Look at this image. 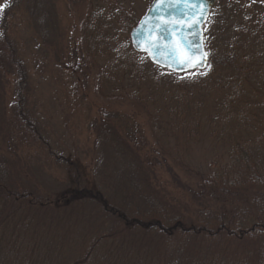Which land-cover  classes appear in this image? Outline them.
Listing matches in <instances>:
<instances>
[{"label":"rangeland","instance_id":"1","mask_svg":"<svg viewBox=\"0 0 264 264\" xmlns=\"http://www.w3.org/2000/svg\"><path fill=\"white\" fill-rule=\"evenodd\" d=\"M8 1L0 0V7ZM151 2L32 0L17 10L9 35L27 68L28 111L36 130L27 131L14 117L15 89L6 77L0 89V177L7 183L54 201L70 187L68 165L56 162L60 158L85 165L96 188L110 185L132 195L147 172L114 174L124 167L115 163L112 170L124 143L129 155L134 150L139 158L167 159L176 178L156 165L154 175L148 173L153 187L178 205L194 207L189 190L197 180L210 179L218 169L231 176L244 153L264 154V0H216L211 7L203 28L211 53L208 72L203 89L190 90L188 119L174 114L175 104L162 105L150 83L128 70L141 67L126 56L133 52L129 34ZM110 129V137L101 134ZM101 159L106 161L99 170ZM80 228L77 223L74 232ZM49 233L62 236L54 228ZM44 252L52 254V248Z\"/></svg>","mask_w":264,"mask_h":264},{"label":"trees","instance_id":"2","mask_svg":"<svg viewBox=\"0 0 264 264\" xmlns=\"http://www.w3.org/2000/svg\"><path fill=\"white\" fill-rule=\"evenodd\" d=\"M30 2L9 0L0 7V89L8 84L6 77L11 76L9 83L15 89L10 103L13 115L33 133L36 123L28 111V72L9 35L10 20ZM81 2L84 0H78ZM31 13L34 10L29 16ZM126 56L141 66L130 67V75L139 74L150 83L152 94L159 95L162 105L175 104L174 114L188 119L192 112L188 104L190 90L203 89L208 69L177 74L151 65L144 54L128 50ZM210 56L208 52V60ZM178 87L185 90L187 97L179 94ZM111 131L101 134L110 137ZM123 144V154L116 157L112 170L115 163L124 167L116 168L114 174L122 177L124 169L147 172L138 179L132 195L120 188L112 190L110 185L96 188L87 180L85 165L77 160L56 159L68 165L70 187L54 201L31 189H16L0 177V264H44L49 258L51 264H264L263 151L257 150L252 156V152L244 153L243 165L236 167L231 176L218 169L210 179L200 178L190 194L178 180L180 190L195 203L190 207L172 202L165 190L151 183L148 173L154 175L156 165L176 178L167 159L139 158L134 150L129 155ZM103 159L97 162L99 170L105 164ZM52 211L58 212L49 213ZM75 212L77 218L73 219ZM77 223L81 228L75 233ZM52 228L56 236L62 233L60 239L50 235ZM48 247L52 248L50 255L44 252Z\"/></svg>","mask_w":264,"mask_h":264},{"label":"water","instance_id":"3","mask_svg":"<svg viewBox=\"0 0 264 264\" xmlns=\"http://www.w3.org/2000/svg\"><path fill=\"white\" fill-rule=\"evenodd\" d=\"M215 1L194 0L184 5L168 0L173 6L167 7L165 0H152L129 34L132 49L145 54L153 65L173 73L203 70L207 64L203 26ZM189 11L194 15L190 16ZM161 26L168 30L161 31ZM169 50L174 55L169 56Z\"/></svg>","mask_w":264,"mask_h":264},{"label":"snow or ice","instance_id":"4","mask_svg":"<svg viewBox=\"0 0 264 264\" xmlns=\"http://www.w3.org/2000/svg\"><path fill=\"white\" fill-rule=\"evenodd\" d=\"M176 3H183L184 5H189V4H191V3H194V0H176ZM165 4H166V6L167 7H171V6H173L172 4H170V3H168V0H165ZM190 16L191 15H194V13H192L191 11H189V13H188ZM168 29L165 27V26H161V31H167ZM174 30V29H173ZM182 30V29H181ZM160 49L159 48H157V51H159ZM168 55L169 56H171V55H174V53L171 51V50H169L168 51ZM185 60H187V57H185ZM204 61L202 60L200 63H203ZM197 66H199V65H197Z\"/></svg>","mask_w":264,"mask_h":264}]
</instances>
